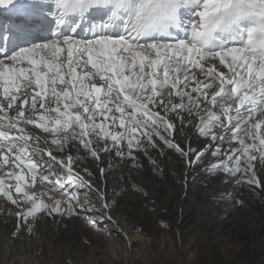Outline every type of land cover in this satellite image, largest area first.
Masks as SVG:
<instances>
[{
    "label": "snow or ice",
    "instance_id": "obj_1",
    "mask_svg": "<svg viewBox=\"0 0 264 264\" xmlns=\"http://www.w3.org/2000/svg\"><path fill=\"white\" fill-rule=\"evenodd\" d=\"M0 18V167L20 169L6 173L14 184L0 177V193L18 217L78 214L67 189L91 183L73 168L74 141L93 158L135 161L158 137L197 162L215 141L211 155L227 159L210 168L260 185L264 0H0ZM193 121L200 151L171 138ZM38 182L64 199L45 203L28 190Z\"/></svg>",
    "mask_w": 264,
    "mask_h": 264
},
{
    "label": "rangeland",
    "instance_id": "obj_2",
    "mask_svg": "<svg viewBox=\"0 0 264 264\" xmlns=\"http://www.w3.org/2000/svg\"><path fill=\"white\" fill-rule=\"evenodd\" d=\"M197 123L185 122L180 138L176 131L171 138L185 150L200 151L205 138L193 127ZM154 139L159 147L149 149L147 155L135 151V161L115 150L93 158L74 141L68 151L80 155L81 166L94 165L97 185L103 184L106 192L102 198L94 184L82 193L73 189L76 215L25 220L16 215L18 206L0 195V264H135L131 254L139 257L138 264H225V260L228 264H262L264 162L259 158L253 162L259 186L238 183L239 174L210 168L227 159L211 155L215 141L197 162L194 155L181 156L158 137ZM223 151H228L227 146ZM44 160L43 165H48L46 155ZM11 170L20 172L15 167ZM62 172L57 166L56 175ZM1 175L8 177L6 171L0 170ZM5 183L15 181L7 183L5 179ZM67 190L73 191L71 186ZM29 191L44 197L48 204L64 199L58 188L45 183L38 182ZM13 194L21 199L22 194ZM123 228L130 234L129 251Z\"/></svg>",
    "mask_w": 264,
    "mask_h": 264
},
{
    "label": "bare ground",
    "instance_id": "obj_3",
    "mask_svg": "<svg viewBox=\"0 0 264 264\" xmlns=\"http://www.w3.org/2000/svg\"><path fill=\"white\" fill-rule=\"evenodd\" d=\"M221 68H222V70H223V66H221ZM197 122V121H196ZM177 125L179 126V121H177ZM189 127V126H188ZM194 127V126H193ZM187 128V127H186ZM194 129V128H193ZM192 129V130H193ZM37 132L39 133L40 132V130H37ZM46 135V134H45ZM189 135V134H188ZM75 146V145H74ZM74 150H76V147L75 148H73ZM81 149V148H80ZM79 153H81L80 151H79ZM167 153V152H166ZM74 157H75V162H74V164H73V168H74V170L76 171V172H79L80 173V175L81 176H83L84 177V179H85V181H90V183L91 184H94L95 185V187H96V189H97V192L101 195V197L103 198H105V196H106V192L103 190L104 189V187H103V184H100V186L99 185H97L98 184V182H97V170H96V168L94 167V165L93 164H87V165H83V166H81V164L79 163V157H80V155L77 157V156H75V155H73ZM43 162H45V160H43ZM0 164H2V158H0ZM103 164V163H102ZM44 166V168L46 169L47 168V165L46 164H44L43 165ZM15 166L10 162L8 165H3L2 167H0V170H2V171H6V173H7V170H11L12 168H14ZM87 169V173H91V176H89V175H87V173L84 171L85 169ZM18 169V168H17ZM20 170V169H19ZM11 171H13V170H11ZM25 173H27V169H26V167H25ZM2 176V175H1ZM3 177V176H2ZM10 176H8V177H3L4 178V180L6 179V182L7 183H9V181H15L14 179H10L9 178ZM31 182V181H30ZM29 182V183H30ZM29 190V189H28ZM32 190V189H31ZM73 190V189H72ZM76 190H77V192L78 193H82V192H86V190H88V189H86V188H76ZM88 193V192H87ZM44 194V193H43ZM0 195H3V193H0ZM17 195V194H16ZM4 196V195H3ZM4 198H6V197H4ZM21 198H22V195H21ZM43 200H44V197H43ZM107 200V199H106ZM46 201V200H45ZM107 202V201H106ZM2 205L0 204V207H1ZM7 205H3V209L4 210H6V211H8L7 209L9 208V207H6ZM47 214L46 213H44V212H41V213H39V214H37V218H39L40 217V219H43L45 216H46ZM38 221V220H37ZM116 223L117 224H119V222L118 221H116ZM119 225H121V224H119ZM123 235L124 236H126V238H127V242H124L125 243V245H126V247H127V250L129 251V248H130V241L128 240L129 239V237H130V234H129V231L127 230V229H125V228H123ZM153 240H154V242H155V238L154 239H152V242H153ZM151 242V243H152ZM153 242V243H154ZM6 253V252H5ZM4 253V255H5V257H6V254ZM190 256L191 255H193V256H195L196 255V253L195 252H190V254H189ZM18 256V258H20L21 257V255H16V257ZM196 257V256H195ZM131 258H132V260H133V262L135 263V264H138V258L139 257H137V256H133L132 254H131ZM194 260V262H197V258H195V259H193ZM228 261V260H227ZM226 260L223 262V263H225V264H228V262H227ZM263 261V263L262 264H264V260H262ZM230 264V263H229ZM235 264H241V261L240 262H237V263H235Z\"/></svg>",
    "mask_w": 264,
    "mask_h": 264
}]
</instances>
